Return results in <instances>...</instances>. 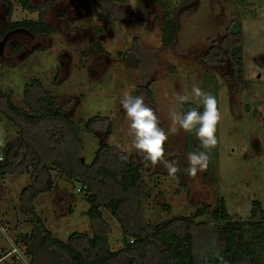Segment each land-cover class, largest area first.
Instances as JSON below:
<instances>
[{
  "label": "rangeland",
  "instance_id": "1",
  "mask_svg": "<svg viewBox=\"0 0 264 264\" xmlns=\"http://www.w3.org/2000/svg\"><path fill=\"white\" fill-rule=\"evenodd\" d=\"M30 1L55 31L32 35L16 29L0 41L2 90L23 107L25 84L39 79L56 105L80 127L79 157L85 164L92 161L102 143L140 164L147 185V195L139 203L145 223L190 215L202 204L211 209L220 197L234 219L246 220L253 200H259L264 210V0L233 1H243L242 7L254 14L242 23L240 82L224 76L226 66L221 58L213 65L205 59L225 35L234 13L232 0H162L165 6L156 0H124L122 4L108 0L101 6L93 0H53L48 6V0ZM166 13L178 24L174 44L169 47L162 45L161 34ZM37 17V12L13 2L12 20ZM6 19V5L0 1V26ZM96 41L102 52L93 47ZM15 45L20 48L14 49ZM120 52H132L136 60H125ZM193 85L217 99L222 116L216 131L218 143L210 153L207 170L191 177L186 171L191 150L186 147L188 133L170 134L164 146L166 159L177 161L181 169L172 177L162 164L152 167L135 149L131 121L120 101L126 92L143 95L160 127L168 132L171 110L181 111L178 96H191ZM89 118H97L91 132L84 128ZM17 130L0 113V162L6 143L16 142ZM194 143L200 145L199 140ZM46 166L52 188L36 196L34 211L62 241L74 232L91 235L89 204L84 192L77 191L80 184L50 163ZM33 177L27 162L17 171L0 174V264H23L8 255L14 246L31 264L32 253L22 236L30 234L33 224L20 212L19 204L23 188L34 184ZM100 189L116 191L109 183ZM100 210L109 228V249L122 248L124 234L119 222L107 209ZM199 233L202 248L218 243L215 232L201 227ZM131 239L126 235V242Z\"/></svg>",
  "mask_w": 264,
  "mask_h": 264
},
{
  "label": "trees",
  "instance_id": "2",
  "mask_svg": "<svg viewBox=\"0 0 264 264\" xmlns=\"http://www.w3.org/2000/svg\"><path fill=\"white\" fill-rule=\"evenodd\" d=\"M0 1L6 5L7 18L0 26V41L16 29L32 35H51L55 31L30 0ZM93 1L98 6L108 2ZM115 1L124 3V0ZM156 1L165 6L162 0ZM233 1L234 13L225 35L207 52L205 59L213 65L221 58L226 66L224 76L240 82L243 77L242 23L248 15L254 14L251 9L242 7L243 1ZM13 2L29 12H37L38 17L12 20ZM52 2L48 0L46 6ZM177 29L176 19L166 13L161 20L164 47L174 44ZM93 47L103 51L98 41ZM19 48L20 45L14 46V49ZM119 55L130 62L136 60L132 52H120ZM23 104V107L18 106L0 86V113L18 128L16 142L9 141L3 149L0 174L17 171L27 162L34 175V184L23 188L19 204L20 212L33 224L30 234L22 236L32 253L31 264H264V210L259 200L251 202L246 220L234 219L224 198L220 197L211 209L202 204L190 215H176L156 224L145 223L139 203L147 195V185L140 164L123 152H112L111 146L104 143L99 145L89 164L81 161L80 127L56 105L54 97L39 79L32 78L25 84ZM193 107L197 104L189 101L180 109L186 112ZM199 110L203 111V107ZM96 119L86 121L87 132L96 126ZM103 120L108 122L106 117ZM108 132H111L110 128ZM186 140L190 152L201 148L194 143L198 140L194 133H188ZM46 163L85 186L79 193L84 192L89 204L87 216L91 222V235L74 232L62 241L45 227L34 211L36 196L52 188ZM106 183L113 185L116 191L101 190L100 186H106ZM100 207L107 209L120 224L124 244L118 250L112 251L108 247L109 228ZM201 227L215 232L218 243L202 248L198 244ZM126 235L133 237L132 242H126Z\"/></svg>",
  "mask_w": 264,
  "mask_h": 264
},
{
  "label": "clouds",
  "instance_id": "3",
  "mask_svg": "<svg viewBox=\"0 0 264 264\" xmlns=\"http://www.w3.org/2000/svg\"><path fill=\"white\" fill-rule=\"evenodd\" d=\"M191 92V96L179 95V104L182 107L183 104L193 101L197 102V107L190 108L186 112L177 111L174 107L170 112L172 126L168 132L160 127L155 111L145 104L143 95L134 96L126 92L120 101L131 121L130 128L134 135L135 149L143 154V159L150 162L152 167L162 164L172 177H175L181 169L177 161L166 159L164 146L170 134L174 135L180 131L194 133L200 141L203 150L187 154L186 171L191 177L207 170L210 153L218 143L216 131L222 116L216 97L197 85L192 86ZM200 105L203 111L199 110Z\"/></svg>",
  "mask_w": 264,
  "mask_h": 264
},
{
  "label": "built area",
  "instance_id": "4",
  "mask_svg": "<svg viewBox=\"0 0 264 264\" xmlns=\"http://www.w3.org/2000/svg\"><path fill=\"white\" fill-rule=\"evenodd\" d=\"M83 188H85V186L81 185V186L77 187V191L80 192V191H82ZM130 242H132V240H130ZM8 255L14 256L18 261H22L23 264H28V263H26V260L23 256V253H20L19 248L16 246H14L12 248V250L9 251Z\"/></svg>",
  "mask_w": 264,
  "mask_h": 264
},
{
  "label": "water",
  "instance_id": "5",
  "mask_svg": "<svg viewBox=\"0 0 264 264\" xmlns=\"http://www.w3.org/2000/svg\"><path fill=\"white\" fill-rule=\"evenodd\" d=\"M81 161H83V159H81Z\"/></svg>",
  "mask_w": 264,
  "mask_h": 264
},
{
  "label": "crops",
  "instance_id": "6",
  "mask_svg": "<svg viewBox=\"0 0 264 264\" xmlns=\"http://www.w3.org/2000/svg\"><path fill=\"white\" fill-rule=\"evenodd\" d=\"M42 219V218H41Z\"/></svg>",
  "mask_w": 264,
  "mask_h": 264
}]
</instances>
